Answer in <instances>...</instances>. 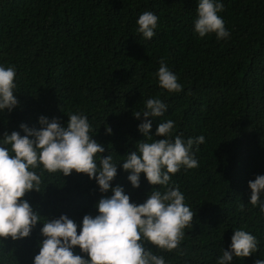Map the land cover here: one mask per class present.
<instances>
[{"label": "trees", "instance_id": "16d2710c", "mask_svg": "<svg viewBox=\"0 0 264 264\" xmlns=\"http://www.w3.org/2000/svg\"><path fill=\"white\" fill-rule=\"evenodd\" d=\"M218 13L228 38L193 31L196 0H0V64L13 65L18 103L0 112V134L24 123L39 128L38 117L67 121L81 112L92 125V138L116 161L144 139L133 113L157 96L168 105L151 119L176 122L173 135H203L193 153L198 167L183 166L171 183L194 209L179 250L152 247L166 264H215L236 228L255 235L257 252L233 257L231 264L264 258V214L248 203L247 182L264 174V0H221ZM148 10L158 17L155 36L136 32V19ZM163 61L176 73L180 92L158 86L155 72ZM105 126L111 134L105 133ZM154 139L162 137L153 136ZM99 155V154H97ZM40 191L22 197L46 218L65 214L79 225L95 215L103 195L95 179L72 170L68 175L36 169ZM117 165L111 186L119 185L130 202L141 203L153 188L140 174L133 188ZM41 222L26 237L0 238V264H32L43 239ZM74 252L80 253L78 246Z\"/></svg>", "mask_w": 264, "mask_h": 264}, {"label": "clouds", "instance_id": "9594fccd", "mask_svg": "<svg viewBox=\"0 0 264 264\" xmlns=\"http://www.w3.org/2000/svg\"><path fill=\"white\" fill-rule=\"evenodd\" d=\"M223 9L221 0H196L193 31L204 37L214 33L225 39L229 31L218 13ZM158 17L152 11L139 14L136 32L145 39L155 36ZM16 69L13 65L0 64V112L11 111L18 103L14 96ZM158 86L168 92H180L182 85L177 75L161 61L155 72ZM168 107L157 96L143 101V108L133 113L139 118L137 130L144 139L136 142L135 150L116 161L104 145L92 138V125L81 112H69L67 121L38 117L39 128L19 124L23 135L13 130L0 134V238L15 240L29 235L41 222L43 239L32 264H166L157 249L179 250L184 229L191 226L194 209L184 203L185 196L171 183V174L183 166L198 167L193 147L204 143L205 137L197 135L184 139L173 135L176 122L160 120L150 134L151 119L161 117ZM105 133L111 128L105 126ZM153 136L162 137L154 139ZM99 154V155H97ZM128 172L127 180L133 188L139 186L140 174L153 188L141 203L130 202L129 195L119 185L111 186L117 165ZM49 173L59 171L68 175L72 170L95 179L98 191L111 194L101 196L95 203L96 214H85L79 225L65 214L51 219L39 215L22 197L30 190L40 191L41 175L36 169ZM250 189L248 203L264 214V174L255 175L247 182ZM2 242V241H0ZM78 246L80 253L74 252ZM257 237L243 228H236L230 236L227 249H221L215 264H231L233 257H247L257 252ZM253 264H264V258Z\"/></svg>", "mask_w": 264, "mask_h": 264}]
</instances>
